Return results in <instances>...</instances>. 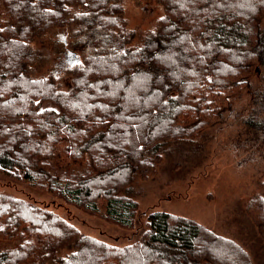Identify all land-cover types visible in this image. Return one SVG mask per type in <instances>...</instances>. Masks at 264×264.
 <instances>
[{
	"label": "trees",
	"instance_id": "16d2710c",
	"mask_svg": "<svg viewBox=\"0 0 264 264\" xmlns=\"http://www.w3.org/2000/svg\"><path fill=\"white\" fill-rule=\"evenodd\" d=\"M123 3L0 0V171L91 215L104 200L107 220L134 229L138 204L123 195L134 173L147 178L169 143L220 122L235 92L264 97V0H165L160 30L137 52L79 56L68 94L45 78L32 83L26 72L37 36L89 14L84 23L128 41ZM254 72L261 88H253ZM43 102L54 109L40 110ZM46 149L63 162L37 158ZM255 201L264 235V197ZM21 205L23 213L0 225V264H250L237 243L167 212L148 214L134 243L114 247L81 236L56 212Z\"/></svg>",
	"mask_w": 264,
	"mask_h": 264
},
{
	"label": "rangeland",
	"instance_id": "374dc122",
	"mask_svg": "<svg viewBox=\"0 0 264 264\" xmlns=\"http://www.w3.org/2000/svg\"><path fill=\"white\" fill-rule=\"evenodd\" d=\"M164 6L165 0H124L121 18L129 30L128 41L116 31L107 33L96 25H88L89 14L83 19L86 23L75 22L37 36L29 46L33 60L26 72L28 78L35 85L45 78L55 83L53 92L70 93L76 76L73 68L80 64L77 56L83 61L91 53L109 57L137 52L143 41L160 30ZM259 26L264 31V15ZM257 77L256 72L250 76L253 88L262 87ZM46 109L54 107L43 102L40 110ZM64 148L62 145L61 152ZM48 151L37 158H61L63 162L60 152L59 156L53 150L50 156ZM9 174L0 171V225L7 226L10 214L15 218L25 210L21 204L30 203L40 206L43 212H56L60 221L72 224L81 236L125 247L147 228L148 214L163 211L194 220L237 243L248 254L250 264H264V235L257 221L262 212L258 213L261 205L255 201L264 197V97L251 94L248 89L231 95L229 108L220 122L191 139L169 143L147 178L134 173L130 189L123 193L138 204L140 225L134 229H124L107 220L104 200L98 202L99 215H91L83 207ZM15 244L11 241V245Z\"/></svg>",
	"mask_w": 264,
	"mask_h": 264
},
{
	"label": "snow or ice",
	"instance_id": "6c2138e0",
	"mask_svg": "<svg viewBox=\"0 0 264 264\" xmlns=\"http://www.w3.org/2000/svg\"><path fill=\"white\" fill-rule=\"evenodd\" d=\"M0 31H2V29H0ZM68 55H69V56H72V54H71V53H68Z\"/></svg>",
	"mask_w": 264,
	"mask_h": 264
},
{
	"label": "water",
	"instance_id": "95a60500",
	"mask_svg": "<svg viewBox=\"0 0 264 264\" xmlns=\"http://www.w3.org/2000/svg\"><path fill=\"white\" fill-rule=\"evenodd\" d=\"M77 58H78V59H77V62H80V59H79V57H78V56H77Z\"/></svg>",
	"mask_w": 264,
	"mask_h": 264
}]
</instances>
